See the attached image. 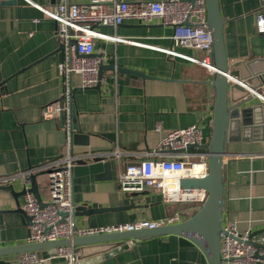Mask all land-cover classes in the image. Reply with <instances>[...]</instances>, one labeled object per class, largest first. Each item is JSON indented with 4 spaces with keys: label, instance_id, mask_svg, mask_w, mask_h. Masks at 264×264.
<instances>
[{
    "label": "crops",
    "instance_id": "crops-1",
    "mask_svg": "<svg viewBox=\"0 0 264 264\" xmlns=\"http://www.w3.org/2000/svg\"><path fill=\"white\" fill-rule=\"evenodd\" d=\"M57 2L12 0L0 4V175L46 163L64 147L58 113L46 110L62 90L58 53L54 51L58 39L54 35L56 19L49 14ZM219 9L228 62H240L243 75L248 61L254 68L264 70V32L256 31V12H264V0H219ZM172 29L159 20L139 22L131 18L115 27L95 26L103 35L120 37L94 38L93 51L108 54L105 63L114 62L146 74L107 69L99 86H75L72 102L76 121L87 136L84 142L74 143L72 151H109L117 145L132 152L106 158L112 160L109 178L98 175L102 173L95 177L92 172L72 175V198L79 208L127 206L75 214L77 226L159 220L189 204L165 200L163 192L154 187H145L141 192L124 191L117 181V173L126 162L139 159V152L157 147L168 130L199 123L203 142L209 140L214 108V85L210 82L213 69L198 61L197 58H207L203 50L171 49ZM72 79L75 83L79 76L73 74ZM247 92L245 87L244 91L231 88L228 101L246 97ZM259 103L263 101L249 92L240 107ZM157 125L160 130H156ZM236 134L238 138L227 141L224 153L220 224L233 223L239 230L249 229L254 239L262 237L264 242V126L247 127ZM36 177L45 201L48 177L46 173ZM23 183L17 179L4 184L19 190ZM16 200L21 207L23 193L15 199L7 188L0 187V246L27 242L28 222L25 213L15 210ZM52 251L53 248L40 249V255L47 258L34 264H68L62 255L48 257ZM18 255L0 257L18 264ZM72 264L208 261L201 247L189 237L164 233L135 241L128 238L117 244L84 246L83 252H76Z\"/></svg>",
    "mask_w": 264,
    "mask_h": 264
},
{
    "label": "built area",
    "instance_id": "built-area-1",
    "mask_svg": "<svg viewBox=\"0 0 264 264\" xmlns=\"http://www.w3.org/2000/svg\"><path fill=\"white\" fill-rule=\"evenodd\" d=\"M49 14L56 19L54 35L61 43L62 59L57 63L58 71L62 76V87L59 98L55 103L48 105L49 113L62 111V129L66 131L64 147L60 154L52 160L36 167H27L19 171L0 175V184L22 179L28 181L29 176L48 169L46 176L47 195L45 204L41 206L31 191L26 190L21 207L29 216L26 237L28 242L42 240L70 239L75 235L93 234L95 232L110 231L146 224L163 222H178L198 209L206 198L208 191L201 186L180 187L177 177L204 176L207 172L206 149L198 145L187 147L188 144L203 142L199 123L168 130L160 138L157 147L139 152L140 158L126 162L117 173L120 188L127 190H144L145 187H154L163 192L165 200L187 201L189 204L180 210L171 212L159 220H145L126 225L81 227L74 223L72 211V168L79 161L91 162L93 159L105 160L109 155L120 158L129 150H122L117 145L109 151L74 152L70 144L71 127V94L72 87H89L98 80V64L104 61L107 53L91 55L94 50V38H120L116 35H103L95 30L97 24L117 26L125 19L141 21H161L172 26L171 49L176 47L196 48L206 53L210 52L212 33L207 27L205 0H87L72 1L58 0ZM186 21V22H185ZM256 31L264 32V12H256ZM76 38V44L71 43ZM75 47L76 52L75 53ZM200 62V59L197 58ZM77 74L79 80L73 82L72 76ZM160 130V126H156ZM163 148H167L164 150ZM197 166L196 169L194 167ZM173 177L171 187L165 184V176ZM65 213V214H63ZM250 230H239L233 223L222 225L219 232L220 256L222 264H255L256 260L264 263V256L254 255L256 246L251 243ZM252 239H254L252 237ZM263 242V238L254 239ZM264 254V246L259 249ZM62 255L68 264H72L75 253L68 245L53 248L48 257ZM45 258L35 250H24L17 257L18 264H34Z\"/></svg>",
    "mask_w": 264,
    "mask_h": 264
},
{
    "label": "water",
    "instance_id": "water-1",
    "mask_svg": "<svg viewBox=\"0 0 264 264\" xmlns=\"http://www.w3.org/2000/svg\"><path fill=\"white\" fill-rule=\"evenodd\" d=\"M12 0H0V4L11 3ZM193 1V0H190ZM206 14H207V27L212 33L211 51L207 53V58H199L200 63L206 67L213 69L211 84L214 85V108L212 114V130L209 136V140L199 144H188L187 147L198 145L199 147L206 149L207 155V172L204 176L188 177L180 176L178 180L179 186L184 188H191L201 186L204 187L208 193L203 202L198 206V209L189 216L181 219L178 222H163L157 224H146V226H135L122 229H112L110 231L95 232L93 234L75 235V237L66 239L58 238L56 240H42L40 242H23L19 244H11L0 246V256L5 254H15L23 252L24 250H35L40 255V249L42 248H56L60 245H68L72 248L73 253L76 254L79 250L83 252L84 246L99 244V243H119L124 239L130 238L132 241L163 235L164 233H176L183 234L189 237L195 244L201 247L203 250L208 264H222L220 256V243L219 232L222 228L220 224V216L222 212L221 204L223 197V162L224 153L226 152L227 141L238 138L236 134L239 130L249 128L251 126H264V70L256 69L252 66L251 62L245 64L246 74L240 72L238 64L240 62L229 63L226 57V51L224 49L223 42V16L220 14L219 0H205ZM186 22V21H185ZM144 24V23H141ZM140 24V25H141ZM97 24L96 26H101ZM76 44V38H71L70 44ZM55 52L58 53L59 61L62 59L63 53L61 52V43L57 39ZM75 53L76 47H75ZM80 54V53H77ZM91 55H99L100 52L92 51ZM107 69H115L118 71H129L140 75L146 73L138 70L122 67L116 65L114 62L100 61L98 64V80L95 85L99 86L103 73ZM255 81V84L252 83ZM2 81L0 82L1 85ZM257 84V85H256ZM247 88V96L237 97L228 101V93L231 88L244 91ZM75 86L72 87L71 94V127H70V144L72 146L76 142H81L86 138V134L81 131L76 121L75 106L72 102L73 92ZM249 92L257 95L263 103L248 104L247 106H241L240 104L247 100ZM63 113L59 111L58 120L62 126ZM66 131L62 129L61 136L62 141L65 139ZM84 142V141H82ZM86 142V141H85ZM166 150L167 148H163ZM111 165L112 160L109 159H93L91 162L79 161L74 164L72 168V175L78 173H94L95 177L109 178L111 177ZM30 167V166H29ZM102 171V172H100ZM48 169H39V171L32 173L28 181H24L21 189L15 190L11 184L0 185L1 188H7L15 199L18 198L21 193L26 190L31 191L35 195L37 202L43 206L45 201L39 192V184L37 177L39 174L47 173ZM28 184V185H27ZM133 191V192H141ZM72 213L75 214H88L94 211H104L115 208H126L125 205H117L110 207H97L92 208H79L75 205L72 198ZM131 205V204H130ZM25 213L24 209L20 207L18 200H16V209ZM65 214V213H63ZM27 222H29V216L25 213ZM253 232H250V242L256 246L254 255L258 258L264 256L263 253H259V249L264 246L263 243L252 239ZM79 253H77L78 255ZM0 264H13V262L1 258ZM255 264H264L261 260H256Z\"/></svg>",
    "mask_w": 264,
    "mask_h": 264
},
{
    "label": "bare ground",
    "instance_id": "bare-ground-1",
    "mask_svg": "<svg viewBox=\"0 0 264 264\" xmlns=\"http://www.w3.org/2000/svg\"><path fill=\"white\" fill-rule=\"evenodd\" d=\"M198 165L194 167V169L197 168ZM173 177L171 175L165 176V184L170 188L171 187V182H172Z\"/></svg>",
    "mask_w": 264,
    "mask_h": 264
}]
</instances>
